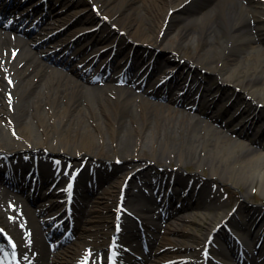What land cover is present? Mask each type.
Masks as SVG:
<instances>
[{"label":"bare ground","instance_id":"1","mask_svg":"<svg viewBox=\"0 0 264 264\" xmlns=\"http://www.w3.org/2000/svg\"><path fill=\"white\" fill-rule=\"evenodd\" d=\"M70 3L72 18L81 13V19L92 21L95 16L92 5H97L100 12L109 16L116 28L112 29L114 34L104 30L94 32L89 42L110 39L104 43L102 48H105L115 44L119 33L124 34L120 45L116 46V56L120 55L118 64L123 60L125 63L119 64L109 80L99 83L98 76H88L74 65L68 66L70 71L66 72L49 66L44 53L33 50L34 45L28 47L12 29L0 27V165L6 164L8 154L15 153L18 164L14 158L9 161L16 170L23 171L27 167L34 170V167L25 166L29 162L24 164L21 159L22 155L34 152L46 157L39 161L37 171L48 175L56 172L47 158L50 155L72 157L78 162L74 168L89 156L82 175L114 178L120 191L125 188V199L129 195V204L136 208L140 220L144 219L145 211L153 210L151 206L157 198L164 196L175 174L176 186L169 202L174 203L173 199L180 190L187 191L181 207L196 213L193 219L192 216L183 219L197 227L204 225L205 230L189 232L181 219H175L161 235L157 222L143 220V231H140L136 221L124 218L121 241L126 248L120 251V255L132 252V255L123 256L124 264H162L168 256L175 254L172 250L161 252L168 247L181 252L192 251L185 264L209 263L212 254L229 258L225 251L227 246L223 243L215 246L216 240L215 244L211 241L217 227L232 223L234 218L243 220L242 224L232 227L237 240L246 246L253 245L255 249L260 235L257 233L264 232V220L251 231L252 216L243 217V209L254 185L258 184L264 195V149L245 143L244 132L233 136L229 129L221 128L214 117H203L205 109L202 105L197 106L196 101L189 98L190 94L178 98L171 92L176 88L192 89L188 86V77L192 73L190 70L186 74L183 72L188 65L194 71L189 85L195 87L197 93L202 86L211 84L207 82L211 79H219L222 85H227L225 90L228 85L241 86L246 97L251 99H244L246 107L251 108L248 112L252 111L249 115L255 114L257 118V125L252 120L253 133L259 135V144L263 145L264 107L257 111V104L263 103L264 106V0H69L63 3V7ZM47 12L49 17H55L54 25L57 26L54 29L65 26L72 19L70 16L63 18L64 13L52 8ZM173 27H176L174 36L163 44L166 33ZM123 40L128 41V45H124ZM136 44L140 47L136 48L133 71L127 77L126 62ZM123 46L127 49L122 51ZM157 48L168 55L164 59L156 57L153 73L162 70L166 76L171 75L165 83L174 75L169 83L170 90L158 89L157 82H149L150 77L144 79L146 87L141 80L147 73L140 70L139 61L148 50L151 51V61L153 50ZM141 51L142 56L139 55ZM236 53L239 54L237 58ZM178 56L186 60V64L176 72L178 64L167 61ZM163 61L167 62V67ZM203 69L209 74L200 78ZM230 91L228 89L219 98H225ZM232 97L237 104L241 94L234 90L229 99ZM165 98L168 101H164ZM178 105L185 107L178 108ZM196 106L198 114L193 112ZM166 155L176 160V166L181 169L193 161L200 170L209 166L210 177L202 180L196 172L190 175L194 181L188 185L186 182L190 177L179 169L168 171V161L162 160ZM116 160L123 164H113ZM146 160L159 161L161 165L137 171L135 168ZM93 162L97 165L93 166L94 171H89ZM98 165L105 169L99 170ZM162 166L164 171H158ZM74 168L70 172L76 175L78 172ZM47 180L45 178L38 186L46 185ZM216 180L221 183L234 181L236 185L242 180L248 183L244 200L239 203L240 210L232 212L227 209L228 203L221 192L209 185ZM26 182L18 187L29 185ZM4 185L0 182V228L11 234L22 264H114L115 252L110 235L115 225L114 213L118 211L108 201L102 202L91 222L70 219L63 225L71 228L76 240L61 250L46 239L50 232L49 223L54 221H45L41 214L36 216L29 201L23 203L17 193ZM235 211L237 216H233ZM205 224L208 227L205 228ZM140 232L152 250L149 253L146 247H141ZM159 241L160 245L157 244ZM199 250L201 256L195 257ZM261 250L264 251V236ZM152 252L156 254L153 262L149 260ZM133 253L142 256L143 260L132 262ZM202 254H209V260L205 261ZM172 258L185 259L176 254ZM6 264H13L12 257Z\"/></svg>","mask_w":264,"mask_h":264},{"label":"rangeland","instance_id":"2","mask_svg":"<svg viewBox=\"0 0 264 264\" xmlns=\"http://www.w3.org/2000/svg\"><path fill=\"white\" fill-rule=\"evenodd\" d=\"M98 16L99 17H103V16H101L100 14H98L97 15V18H98ZM103 18H105V17H103ZM100 23H102V26L103 27H106V26H109V25H111L110 24V22H108V21H106V22H102V21H100ZM175 32H176V27H173V28H171L167 33H166V35H165V39H164V42H163V44H166L167 42H168V39H170V38H172L173 36H174V34H175ZM72 33H74V31H72V32H70V35L72 34ZM121 41V40H120ZM124 42H125V40H123ZM150 53H151V51H150ZM154 53H157L155 56H160L162 59H164V58H166L167 57V52L165 51V52H162V49H158V52L157 51H155L154 50ZM153 53V54H154ZM235 56H236V58L239 56V54H235ZM172 59V58H171ZM174 59V58H173ZM185 61V60H184ZM182 64H185V63H182ZM56 68H58V69H62V67H60V66H56ZM203 71V73H202V76L201 77H203L204 76V70H202ZM192 72H194V71H192ZM158 77V76H157ZM214 81H212L211 83H212V88H216L218 85H219V83H220V80L219 79H213ZM235 86V85H234ZM232 87H233V85H232ZM238 90H240L241 89V86H238V88H237ZM244 90V89H243ZM231 93L232 92H234V90H233V88L231 89V91H230ZM242 94H244V93H242ZM246 97V95L244 94V95H242V97L239 99V104L242 106V107H244L245 106V103H244V101H243V99ZM223 107H224V105L220 108V109H223ZM179 108V107H178ZM181 108V107H180ZM229 115V114H228ZM232 115V114H231ZM205 118H210L209 117V115H203ZM53 157H55V158H61V159H64V157H63V155H53ZM163 157H166V159H162V160H166V161H168L167 163L169 164V167H173L174 169L175 168H177V166H176V160L174 161V160H172V159H169L168 157H167V155L166 156H162V158ZM160 160H161V158H160ZM73 161H75V160H72V162ZM89 161V160H88ZM152 163H154V162H152ZM157 165H161V162H159V161H156L155 162ZM151 164V161L150 160H146V161H144V165L146 166V165H150ZM186 165V164H185ZM180 170H183L184 172L186 171L188 174H190L191 172H194V173H196V172H199V174L200 175H202V176H204L205 178H208V177H210V169H209V166H205L204 168H202V170H200V169H198L197 167H196V165H195V162L193 161V162H189V163H187V165L185 166V168H179ZM190 172V173H189ZM215 186H217L218 187V189H219V191L221 192V194L223 195V198H231L233 195H235V200L233 199V198H231V199H225V200H227L228 202V207H227V209L229 208H234L237 204H236V202L238 201V200H240L241 199V195H242V193H245V191H246V186L248 185V183H246L245 182V180H242L241 181V183L239 184V185H236L235 183H234V181H224V182H219V181H216L215 182V184H214ZM227 195V197H225ZM250 197L248 198V202L244 205V207H245V209H243V212H244V214H243V217L244 216H246L247 214H249L248 212H246V209L248 208V209H250V211L251 212H256V214L257 215H260L261 217L260 218H262V220H264V207H262V205H264V195H262L261 194V192H260V187H259V185L257 184V185H254V188L252 189V191H250ZM232 205V206H231ZM250 205H254V206H250ZM255 208H260V209H258V210H256ZM200 227V228H199ZM199 227H197V226H194L193 224H187V229H188V231L189 232H194V230L195 229H199V231H203V230H205L204 229V225L203 226H199ZM206 227H208V225L207 224H205V228ZM224 231V230H223ZM222 233H225V231L224 232H222ZM194 242H197L196 240L194 241ZM134 243V242H133ZM185 252V251H184ZM190 254H192L191 252H190Z\"/></svg>","mask_w":264,"mask_h":264}]
</instances>
